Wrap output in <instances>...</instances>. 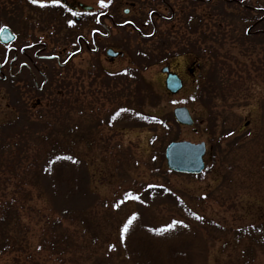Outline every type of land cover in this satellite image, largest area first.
<instances>
[{
	"label": "rangeland",
	"instance_id": "1",
	"mask_svg": "<svg viewBox=\"0 0 264 264\" xmlns=\"http://www.w3.org/2000/svg\"><path fill=\"white\" fill-rule=\"evenodd\" d=\"M247 1L253 9H264V0ZM7 2L0 0V28L12 27L23 36L24 20L5 9ZM212 4L198 5L195 13L206 35L197 45L207 49L203 57L191 54L171 63L184 80V89L177 94L166 90L163 66L145 74L157 93L153 107L150 101L144 106L158 116L155 126L135 127L133 109H123L124 95L134 85L130 90L122 86L106 96L100 94V84L97 87L83 75L85 58L65 69L41 63L49 77L42 92L27 74L13 87L0 84V127L5 126L0 141L7 148L5 155H16L25 141L32 146L27 161H22L24 168H17V172H30L23 185L31 191L29 210L12 199L13 180L2 184L8 193L0 197V264H133L127 256L129 246L142 237L151 240V235L164 247L178 245L188 257L186 264H264V39L246 37L264 29V23L255 25L263 14L222 7L216 0ZM140 9L146 15L148 7ZM184 27L178 20L171 35L178 44ZM144 30L152 32L149 24ZM153 42L142 47L149 48ZM212 53L228 61V75L243 76L241 81L225 79L229 95L224 102L215 100L214 125L208 123L194 91L211 72ZM194 60L199 67L193 75L186 67ZM56 94L65 97L59 118L50 110L59 98ZM22 104L25 115L18 110ZM179 106L189 109L192 127L175 122L173 110ZM114 115L113 121L108 120ZM15 122L32 129L31 134L20 136L17 129L6 127ZM183 140L206 143L202 174L168 173L165 149ZM218 142L227 157L217 149ZM54 151L82 162L79 168L87 179L83 194L65 198L50 193L53 186L46 161ZM41 169L45 174L32 176ZM40 189L48 190L51 200L39 198ZM186 213L193 217L187 218Z\"/></svg>",
	"mask_w": 264,
	"mask_h": 264
},
{
	"label": "flooded vegetation",
	"instance_id": "2",
	"mask_svg": "<svg viewBox=\"0 0 264 264\" xmlns=\"http://www.w3.org/2000/svg\"><path fill=\"white\" fill-rule=\"evenodd\" d=\"M180 2L8 0V8L5 9L19 15L21 21L24 20L25 34L22 36L21 31L9 27L15 39L2 46L4 62L0 79L4 80L5 87H9L27 74L33 86L42 92L49 83V77L44 74L41 63L52 62L65 69L72 67L81 58L87 60L83 75L89 81L97 75L102 79L105 75L115 76L132 65L137 53L152 51L163 35L171 39L178 20L181 21ZM145 5L148 11L143 15L139 11ZM147 24L152 28L151 33L144 30ZM152 40L154 44L151 47H142L143 43ZM190 56L187 53L173 55L160 65L174 72L171 63L180 57L187 59ZM124 63L128 65L123 67ZM197 67L194 60L186 67V71L194 75ZM40 77L44 79L41 84ZM36 103L40 104L38 100Z\"/></svg>",
	"mask_w": 264,
	"mask_h": 264
},
{
	"label": "trees",
	"instance_id": "3",
	"mask_svg": "<svg viewBox=\"0 0 264 264\" xmlns=\"http://www.w3.org/2000/svg\"><path fill=\"white\" fill-rule=\"evenodd\" d=\"M180 20L185 25V32L179 38L180 44L173 41L172 39L165 38L164 35L161 37L159 44L152 51H144L139 52L133 57L132 65L124 68L121 73V77L109 76L105 75V77L100 78L97 75L94 81L97 83V90L100 94H104L111 91H116L117 89H121L126 87L128 90L132 85L135 86L134 90H130V94L124 95L125 108L131 107L134 111V126L140 127L141 125L155 126L159 124V118L156 114L148 112L144 110V106L148 101H150L151 107L154 105V101L157 98V93L155 92L152 82L147 80L145 74L147 71H150L153 67L162 64L166 61L167 58L177 55V54H194L195 58L201 59L203 57L202 53L205 52L206 48H201L197 45L202 42V38H206L205 31L202 30L201 20L196 16V10L198 5L200 6H211L213 5V1L215 0H180ZM222 7L232 6L237 9L244 10L246 12H251L252 10H259L262 12V17L256 22L255 25H261L264 23V9L255 8L253 9L248 3L247 0H216ZM212 7V6H211ZM192 22L191 24L189 22ZM170 32H172L171 28H168ZM166 30L165 32H168ZM191 36V37H190ZM247 38H263L264 39V29L257 30L255 33H246ZM167 42V44H166ZM211 53V52H210ZM212 69L209 72L206 80L199 81L198 85L195 86L194 91L196 92L195 99L202 105L204 110L207 112V121L210 125H214L216 121V113L213 111L214 103L216 99H221L223 102L228 98V90L224 84V81H229V78L235 79L236 81H241L243 76L241 74L233 73L228 75L227 72V62H222L218 55H214L212 53ZM221 61V62H220ZM3 61L0 59V66H2ZM199 63L197 62V65ZM98 78L102 79L99 80ZM44 80V79H42ZM52 81V80H51ZM1 85H5L4 80H0ZM69 84V83H68ZM62 87L65 88L64 82L61 84ZM13 87V86H12ZM61 87V88H62ZM104 87V91H102ZM60 88V89H61ZM122 88V89H123ZM59 89V90H60ZM58 90V91H59ZM227 90V92H225ZM57 95V94H56ZM59 96V94L57 95ZM108 98H110L107 95ZM65 97L57 98L54 101L52 113L56 114L55 117L59 118L61 111H63V103ZM186 103V102H185ZM36 105H40L35 103ZM134 105V106H133ZM33 107V106H32ZM148 107H150L148 105ZM150 107V108H151ZM22 115L26 114V107L22 104L18 109ZM126 110V109H125ZM54 111V112H53ZM53 114H51L52 116ZM115 115L108 120L113 121L115 119ZM56 118V119H57ZM29 125V124H28ZM9 128L17 129L18 135L25 136L30 135L32 129H28V127H18V124L9 123ZM210 131L211 127L209 126ZM5 129V126L0 127V130ZM30 142V140L27 139ZM220 141V140H219ZM19 142H17L18 144ZM26 143V141H25ZM25 143L22 148L20 146V150L16 155H5L7 151L6 146L3 141H0V181L2 182L0 185V197L1 199L5 198L8 190L2 184L6 182H10L13 180L15 182V189L12 192V199L15 201H19L21 203V208L25 211L29 210L30 204V195L31 191L24 188V178L27 180L29 178L30 172H24V170L17 172V168H24L22 165V161H27V154L29 152L28 148H32V146L26 143L27 148H25ZM217 149L221 151L223 155L227 152L226 149L221 148L220 142L217 143ZM19 146V145H18ZM229 153V151H228ZM227 153V154H228ZM228 155H225L227 157ZM228 162V161H227ZM82 162L75 156H71L65 152H57L54 151L48 155V159L46 164L49 169L50 179L49 182L51 186H53L50 193L53 195L61 196L63 195L65 198L76 194H83L85 190L82 187H86L87 179L85 173L80 170L79 164ZM5 165L7 166L5 168ZM11 166V167H10ZM29 166L32 164L29 163ZM45 171V168H43ZM43 169L33 174L32 176L38 177V174L43 173ZM39 170V169H38ZM43 171V172H42ZM169 174H173L168 170ZM49 192L46 189H40L38 193L39 198H47L49 200L50 196ZM1 201V200H0ZM69 211L63 213L66 214ZM187 218L193 217V215L186 213ZM141 224V222H140ZM129 228V227H127ZM130 229V228H129ZM127 229L129 232L132 229ZM149 230V229H148ZM151 240L145 238H139L136 245L129 246L128 248V260L133 264H186L188 257L187 255L179 249L178 245H174L169 243L168 246L164 247L160 240L157 239V236L151 235ZM141 237V236H139ZM184 238V237H183ZM179 243V242H178ZM128 245V244H127Z\"/></svg>",
	"mask_w": 264,
	"mask_h": 264
},
{
	"label": "water",
	"instance_id": "4",
	"mask_svg": "<svg viewBox=\"0 0 264 264\" xmlns=\"http://www.w3.org/2000/svg\"><path fill=\"white\" fill-rule=\"evenodd\" d=\"M14 40L11 31L3 27L0 30V41L3 44L10 43ZM166 74L165 87L172 93H179L183 87L182 79L175 73H171L168 67L162 69ZM173 117L179 126L192 127L193 118L189 109L185 106L176 107L173 110ZM207 146L205 142L193 143L190 141H174L165 149V158L170 171L186 175H199L205 168V155Z\"/></svg>",
	"mask_w": 264,
	"mask_h": 264
}]
</instances>
